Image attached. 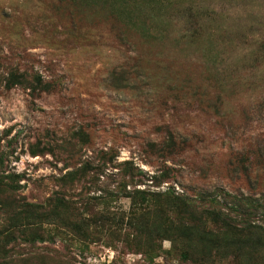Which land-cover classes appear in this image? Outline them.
<instances>
[{"label":"rangeland","instance_id":"374dc122","mask_svg":"<svg viewBox=\"0 0 264 264\" xmlns=\"http://www.w3.org/2000/svg\"><path fill=\"white\" fill-rule=\"evenodd\" d=\"M1 152L0 264H264V0H0Z\"/></svg>","mask_w":264,"mask_h":264},{"label":"trees","instance_id":"16d2710c","mask_svg":"<svg viewBox=\"0 0 264 264\" xmlns=\"http://www.w3.org/2000/svg\"><path fill=\"white\" fill-rule=\"evenodd\" d=\"M3 78H4V85L7 89L12 88L15 85H20V86H24L25 88L26 87L30 88V90H34L36 85L44 86L42 84L46 83L47 85L48 83L44 81L43 78L38 74L36 76L34 75L29 78L26 73H24L23 71H19L17 69H9L6 75L3 76ZM166 134H167L166 138L165 140L161 142V144L154 141V142H150L149 146L151 147H172L173 145H175L176 141H175V136L173 132L168 131V133L166 132ZM157 145H160V146H157ZM2 158H3V153L1 152L0 153V163L2 161ZM126 163L127 162L125 161L124 164ZM8 185L10 186L9 183ZM136 192H139V191H136ZM217 194L218 196L225 197L224 199L226 200L227 205H229V209L237 213L235 217H232L229 215H223L222 220L225 222L226 225L235 226L237 222L239 221L237 219V216H241V215H246L248 219V216L250 217L251 214L260 212L262 216H264V204L260 203L258 199L252 200L251 196H244V194H242L244 198L242 201L241 199L238 198V196L228 191H225L222 188H216L215 193L213 194V201L218 202ZM207 196L209 195H206V193H204V194H201L200 198L205 199ZM215 215L220 216L221 212L215 211ZM256 228L264 231V219L262 223H256L254 221L252 222V220L245 221L244 230L247 233L245 238L252 239L251 232L253 229H256ZM256 246H255L256 251L260 249L262 251L264 250L263 246L261 245H256ZM240 254H230V255L235 258H239L240 256H242V254L241 255Z\"/></svg>","mask_w":264,"mask_h":264}]
</instances>
